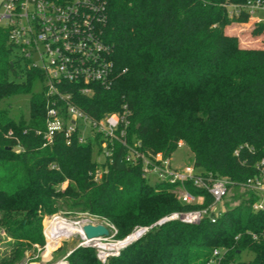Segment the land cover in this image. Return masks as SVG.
<instances>
[{
	"label": "trees",
	"instance_id": "1",
	"mask_svg": "<svg viewBox=\"0 0 264 264\" xmlns=\"http://www.w3.org/2000/svg\"><path fill=\"white\" fill-rule=\"evenodd\" d=\"M103 1L102 37L112 47L116 78L109 89L95 86L91 96L75 93L76 104L96 118L126 104L128 133L140 150L171 156L182 141L195 167L232 182L225 197L236 202L225 203L214 221L155 226L106 263L93 247H76L68 264H264V208L254 210L256 193L241 185L260 173L264 158V45L242 47L224 32L232 22L248 21L246 9L234 14L229 7L247 0ZM251 33L264 34V23ZM11 53L0 28V101L31 93L33 79H43ZM45 108L43 87L30 94L27 118L0 107V229L9 238L0 264H18L44 244L47 215L87 211L111 222L122 239L136 225L211 203L209 193L189 182L190 193L204 196L201 204L179 201L176 184L148 182L140 163L124 161L120 145L101 163L91 144H66L62 134L42 147L36 130L43 128ZM244 250L253 252L251 260H239Z\"/></svg>",
	"mask_w": 264,
	"mask_h": 264
},
{
	"label": "built area",
	"instance_id": "2",
	"mask_svg": "<svg viewBox=\"0 0 264 264\" xmlns=\"http://www.w3.org/2000/svg\"><path fill=\"white\" fill-rule=\"evenodd\" d=\"M229 7L234 14L244 8L250 17L264 10V0H247L243 5ZM105 19L103 0H0V28L7 30L12 51L16 50L14 56L43 74L45 117L43 128L36 130L42 136L41 146L51 145L56 134H62L66 144H91L102 156L101 161L97 160L101 163L112 154L116 145H120L126 150L124 161L140 163L142 175L148 182L153 176L155 182L176 184L174 192L182 203L201 204L204 200L202 194H192L186 189L187 182L209 193L212 201L204 207L172 211L149 225H136L124 238L109 244L122 243L110 253L105 252L108 248L102 241L111 235L109 228L114 227L96 216L86 220L81 225L100 223L107 228L109 226L107 237L87 239L81 234L84 240L82 245L99 248L97 257L101 259L109 254H117L153 227L166 222L197 224L203 217L214 221L215 216L222 211L215 209V206L224 199L232 184L225 177H214L212 173L195 167L193 162L174 166L170 156L140 150L139 140L128 133L130 112L126 104L98 118L78 107L75 93L91 96L95 86L109 89L116 78L112 47L102 37ZM257 166H262L260 173L241 184L256 193L257 200L252 204L254 210L264 208V158L260 159ZM101 174L102 169H96L93 179L98 181ZM48 227L47 223L46 236L51 240Z\"/></svg>",
	"mask_w": 264,
	"mask_h": 264
},
{
	"label": "rangeland",
	"instance_id": "3",
	"mask_svg": "<svg viewBox=\"0 0 264 264\" xmlns=\"http://www.w3.org/2000/svg\"><path fill=\"white\" fill-rule=\"evenodd\" d=\"M252 16H257L263 23H264V10L263 11H257ZM250 16L247 24H241L237 22L230 23L231 25V31L238 34L237 38L239 43L243 40L248 41L245 44H249L250 39L260 37L263 38L264 34L260 35H252L251 31L256 26V21L250 20L252 17ZM228 31V28H224V31ZM16 50H13L11 55L15 57ZM24 61H22L23 63ZM21 76H24V72L21 73ZM43 82L39 79H33L31 83V93L38 92L42 89ZM31 93H25V94H17L14 96H11L10 98L4 99L0 101V107L7 108L10 115L15 118H27L28 117V109H29V97ZM94 158L96 160L101 161L102 156L100 153H97V149L94 151ZM193 162V154L187 147L185 143L182 141H179L178 147L172 152L171 154V163L174 166H184L186 164H190ZM96 169H102V166H98ZM200 170V169H198ZM156 181V178L151 176L149 178L150 183H154ZM66 182L62 184V187H65ZM236 200L228 199V197H225L221 202H219L215 209L217 210H224L226 208V205L229 203L230 205L235 203ZM226 203V205H225ZM57 215L62 218H65L66 220L72 221L73 223L81 224L83 222H86V220H90V218H95L91 214H89L87 211H72L69 214H64L63 212L54 213L51 215H47L42 220V233L44 237V244L41 247L36 248L35 251L28 250L25 252L24 259L18 263V264H68L67 257L71 253V251L79 246H83V239L81 238V234L78 232L71 233L69 236H59L58 238L54 240H50L49 237L46 236V229H47V222L52 218V216ZM104 223H109V225H114L109 222L107 219H102ZM109 228V226H108ZM110 230V236L105 238L104 241H102V244H106L108 247H111L109 245L110 243H115L121 239L116 237V228H109ZM60 231L63 232V230L60 228ZM9 238H6L5 233L3 230L0 229V257L5 256L9 253V247L7 245V240ZM116 246V245H115ZM84 247V246H83ZM93 247V246H91ZM118 247V246H117ZM96 252V256H98V249L93 247ZM116 249H107L105 252H114ZM120 252V251H119ZM109 254L107 257L101 259L98 258L102 263H106L107 259L111 256H116L119 254ZM254 254L250 250H244L239 255V260L248 261L253 258Z\"/></svg>",
	"mask_w": 264,
	"mask_h": 264
},
{
	"label": "bare ground",
	"instance_id": "4",
	"mask_svg": "<svg viewBox=\"0 0 264 264\" xmlns=\"http://www.w3.org/2000/svg\"><path fill=\"white\" fill-rule=\"evenodd\" d=\"M48 235L52 237L51 240L58 238L59 236H69L71 233H81V224L73 223L72 221L66 220L62 217L56 216L51 218L48 222ZM60 228L63 232L60 231ZM122 243L112 244L108 249L120 246ZM116 245V246H115Z\"/></svg>",
	"mask_w": 264,
	"mask_h": 264
},
{
	"label": "water",
	"instance_id": "5",
	"mask_svg": "<svg viewBox=\"0 0 264 264\" xmlns=\"http://www.w3.org/2000/svg\"><path fill=\"white\" fill-rule=\"evenodd\" d=\"M81 233L87 239L101 237V236H105V237L109 236L108 228L100 223L98 224L85 223L81 225Z\"/></svg>",
	"mask_w": 264,
	"mask_h": 264
},
{
	"label": "crops",
	"instance_id": "6",
	"mask_svg": "<svg viewBox=\"0 0 264 264\" xmlns=\"http://www.w3.org/2000/svg\"><path fill=\"white\" fill-rule=\"evenodd\" d=\"M259 11H263V10H259ZM251 19L254 20V21H256V22H262L257 16H252L250 18V20ZM241 24H247V23L244 22V23H241ZM225 27H226V29L228 28V31H226V30L224 31L226 34L238 36V34H236V33H234V32L231 31V29H230L231 28V25L230 24L227 25V26H225ZM260 37H262V36H260ZM260 37H257L256 36V38L250 39L249 42H251V43H249V44H245L248 41H244V40H243V42L241 41L239 44L242 47H260V46L264 45L263 44L264 37L263 38H260ZM170 158H171V156H170Z\"/></svg>",
	"mask_w": 264,
	"mask_h": 264
}]
</instances>
